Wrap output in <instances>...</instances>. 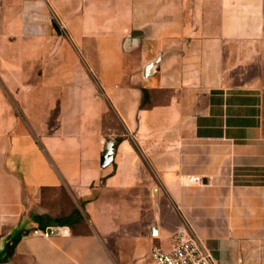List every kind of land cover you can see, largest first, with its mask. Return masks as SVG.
<instances>
[{
	"label": "crops",
	"instance_id": "0c3cea01",
	"mask_svg": "<svg viewBox=\"0 0 264 264\" xmlns=\"http://www.w3.org/2000/svg\"><path fill=\"white\" fill-rule=\"evenodd\" d=\"M182 231L264 264V0H0V264H152Z\"/></svg>",
	"mask_w": 264,
	"mask_h": 264
},
{
	"label": "built area",
	"instance_id": "2783aa9c",
	"mask_svg": "<svg viewBox=\"0 0 264 264\" xmlns=\"http://www.w3.org/2000/svg\"><path fill=\"white\" fill-rule=\"evenodd\" d=\"M203 184V178L199 176H187L183 186H200ZM40 232H35L38 234ZM41 235L48 238L46 231ZM178 240L173 248L164 251L154 247L150 253L152 264H215L211 254L204 249L200 241L191 236L187 231H182L177 236Z\"/></svg>",
	"mask_w": 264,
	"mask_h": 264
},
{
	"label": "trees",
	"instance_id": "16d2710c",
	"mask_svg": "<svg viewBox=\"0 0 264 264\" xmlns=\"http://www.w3.org/2000/svg\"><path fill=\"white\" fill-rule=\"evenodd\" d=\"M143 95H144V100H145V97L148 95V92L144 90ZM144 107H145V101H142L140 108L144 109ZM110 113H112L111 110H110ZM112 115H113V113H112ZM122 141H123L122 137H119V136L116 137L114 139V142H113V149L117 150L118 146L122 143ZM83 206H84V204H81V207H83ZM83 221H84V219L81 215V212L77 208H74L72 210L71 214L67 218H63V219L59 220V226H66V227L73 228V225L80 224ZM40 229H42L43 231L46 230V228H44L41 225H40Z\"/></svg>",
	"mask_w": 264,
	"mask_h": 264
},
{
	"label": "water",
	"instance_id": "95a60500",
	"mask_svg": "<svg viewBox=\"0 0 264 264\" xmlns=\"http://www.w3.org/2000/svg\"><path fill=\"white\" fill-rule=\"evenodd\" d=\"M113 143H109L107 149L105 150L103 156L101 157V167H108L113 161ZM46 234L48 237H58L68 234L66 228H48L46 229Z\"/></svg>",
	"mask_w": 264,
	"mask_h": 264
},
{
	"label": "rangeland",
	"instance_id": "374dc122",
	"mask_svg": "<svg viewBox=\"0 0 264 264\" xmlns=\"http://www.w3.org/2000/svg\"><path fill=\"white\" fill-rule=\"evenodd\" d=\"M107 120H108V121H107L106 125H107L108 129H110L112 132L109 133L108 131H106V134H108V136H109V135L111 136V138H106V140H107V141H111V142L113 143L115 138H113L112 134L115 133V135H116V134H121V133H123V131H122V126H121V124L119 123L118 120L116 121V120L114 119L112 113H110V114L108 115V119H107ZM113 135H114V134H113ZM70 209H71V208H70ZM86 227H87V226H86ZM81 228H83V227H81ZM87 231H88V229L84 227V229H82L81 232H84V233H85V232H87Z\"/></svg>",
	"mask_w": 264,
	"mask_h": 264
}]
</instances>
